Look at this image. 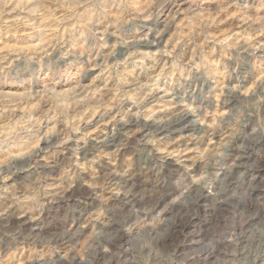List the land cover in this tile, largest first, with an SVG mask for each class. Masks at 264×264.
I'll list each match as a JSON object with an SVG mask.
<instances>
[{"label":"rangeland","instance_id":"374dc122","mask_svg":"<svg viewBox=\"0 0 264 264\" xmlns=\"http://www.w3.org/2000/svg\"><path fill=\"white\" fill-rule=\"evenodd\" d=\"M0 264H264V0H0Z\"/></svg>","mask_w":264,"mask_h":264}]
</instances>
